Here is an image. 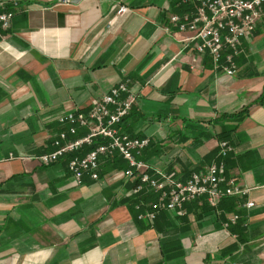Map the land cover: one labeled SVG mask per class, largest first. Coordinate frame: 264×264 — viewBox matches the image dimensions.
Here are the masks:
<instances>
[{"label":"crops","instance_id":"obj_1","mask_svg":"<svg viewBox=\"0 0 264 264\" xmlns=\"http://www.w3.org/2000/svg\"><path fill=\"white\" fill-rule=\"evenodd\" d=\"M5 1L14 15L0 31V264H264L262 20L227 75L168 20L192 3ZM124 79L136 98L120 130L149 138L143 160L185 178L218 160L226 132L225 177L248 193L221 200L220 214L203 196L182 215L163 210L150 222L136 204L145 209L156 196L131 194L117 153L100 155L98 179L79 186L68 155L50 164L20 158L53 150L67 128L58 117L86 113ZM232 213L239 218L225 228Z\"/></svg>","mask_w":264,"mask_h":264},{"label":"built area","instance_id":"obj_2","mask_svg":"<svg viewBox=\"0 0 264 264\" xmlns=\"http://www.w3.org/2000/svg\"><path fill=\"white\" fill-rule=\"evenodd\" d=\"M66 2V1H65ZM192 6L182 14L171 13L170 24L179 31L192 32L196 39L195 49L199 53H208L215 67H220L227 75H234L235 57L239 54L241 41L251 35L258 21L264 28V0H183ZM16 6L17 0H11ZM124 5L117 9L118 14L125 13ZM14 12L7 7L5 0H0V31L11 25ZM169 31L168 27H163ZM222 61V62H221ZM136 95L129 87V80L124 79L112 86L100 100L94 102L84 113L79 110L67 111L58 117L67 128L60 131L53 140L54 149L38 155L21 156L36 158L42 164L53 163L67 156L68 171L76 185H81L85 176L98 179L100 155L118 153L126 162L122 174L133 185L131 194H140L149 190L156 198L142 209L143 202L136 204L138 218L153 221L158 212L175 211L185 213L184 204L205 196L208 204L217 214L219 203L225 197H243L249 191L225 177V158L233 146L228 140L218 143V160L205 166L203 170L191 171L185 178L173 173L154 168L141 158L143 149L149 144V138L131 136L120 130V123L130 113ZM85 133L77 134V129ZM96 140L100 142L93 146ZM86 147H91L80 154ZM245 205L251 207L253 201ZM237 213H232L224 223H236Z\"/></svg>","mask_w":264,"mask_h":264},{"label":"trees","instance_id":"obj_3","mask_svg":"<svg viewBox=\"0 0 264 264\" xmlns=\"http://www.w3.org/2000/svg\"><path fill=\"white\" fill-rule=\"evenodd\" d=\"M223 116H224V114H223ZM229 117H235V116H237V113H232V114H230V115H228ZM222 134V135H221ZM219 139L220 140H228V138H227V135H226V132H222V133H220L219 134ZM100 141L99 140H96L95 141V143L93 144V146H95L96 144H98ZM89 149H91V147H86L83 151H82V154H84L87 150H89ZM143 152V151H142ZM115 154V153H114ZM118 154V153H117ZM119 155V154H118ZM120 158L122 159V157L120 156ZM119 158V159H120ZM125 167H126V162H125ZM124 167V168H125ZM182 178H184V177H182ZM232 198H230V197H225V198H223L222 199V201H227V202H232ZM135 202V201H134Z\"/></svg>","mask_w":264,"mask_h":264}]
</instances>
